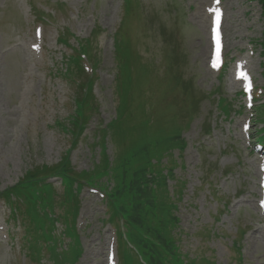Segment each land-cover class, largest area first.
Segmentation results:
<instances>
[{"label":"rangeland","instance_id":"rangeland-1","mask_svg":"<svg viewBox=\"0 0 264 264\" xmlns=\"http://www.w3.org/2000/svg\"><path fill=\"white\" fill-rule=\"evenodd\" d=\"M216 8L219 69L209 64ZM263 40L254 0H0V264H154L124 213L111 220L103 191L86 179L79 193L73 185L75 199L48 177L53 203L31 215L23 196L3 197L64 157L71 172L91 170L101 144L121 173L124 153L145 138L160 150L127 165L126 179L139 174L133 189L146 182L158 194L152 224L177 219L170 234L189 263L264 264ZM81 46L94 73L93 107L80 127L72 116L81 85L65 75ZM43 213L56 219L50 236Z\"/></svg>","mask_w":264,"mask_h":264},{"label":"trees","instance_id":"trees-1","mask_svg":"<svg viewBox=\"0 0 264 264\" xmlns=\"http://www.w3.org/2000/svg\"><path fill=\"white\" fill-rule=\"evenodd\" d=\"M257 2L260 5L262 11L261 15L264 19V0H257ZM261 47V51L264 57V40L261 42ZM78 50L79 51H76L75 55H71V64L73 65V69L70 70L65 76L75 74L77 76L76 84L81 85L78 97L80 96L81 103L82 101H85V106H83L81 103H78L75 111V117L72 116L74 125H80L81 127L86 125L84 123L86 122L88 115L86 114L85 109L92 110L93 107V98L91 93L93 78L92 70L90 73H88L81 64L83 57H86L91 61L90 54H87V52L84 50V47L82 46L78 47ZM82 76L83 78H85L86 76L85 84ZM81 91L83 92L84 96H81ZM87 93L88 95H86ZM124 108L125 105L122 106V109ZM222 111L224 112L223 109ZM123 114L124 113H118L117 116L120 118V120L122 119ZM113 125L114 124H112V129L118 130L121 128L122 124H119L116 127H113ZM104 129L105 128H101L100 131ZM119 135L123 137L122 130L119 132ZM145 139L142 140L137 149L130 148L128 152L126 151L124 153V157L121 158L122 164L121 166H119L122 168L121 173H118V166L114 164L117 167H113V164L108 160L105 147H103L104 144H101V160L96 162L91 170L79 173L71 172L72 170L70 169L68 158L64 157L62 162L52 168L41 166L40 168H37L35 172L26 174V176H24L17 185L4 191L3 197L7 201H10L12 196H16L18 198H22L21 196H23L26 204L25 211H28L29 213L27 214L31 215L33 210L38 209L40 203L43 204L42 211L45 210L44 207L47 208V206L53 203V198H50V194H52V191L54 192V190L52 185H50V183L46 181L48 177L53 176L60 178L63 185L69 186L70 190L72 189V194L75 199L76 194L73 193V185L77 184V187H75V189H77V192L79 193L80 189L83 186L82 180L86 179V182L91 186L99 185L100 189L103 191L107 199V206H109L111 211V220H117L119 218V211L124 213L130 235L138 244H141L143 246L144 252L147 257L150 258L151 262H153L154 264H164V262L168 264H195L189 263L187 258L184 257L185 255H182L180 253L179 248L176 245L175 237L170 234L171 230H169V227H171L172 225H176L177 223V219H175L173 215L170 214V210L166 209L167 212L169 211V214L171 216V219L169 221L160 220V222L152 224L155 215L158 213L159 201L158 194H156L154 189L153 191H151L150 186L146 182H141V190H138V188L133 189L134 184L136 182L138 184L139 182V174H136V179L131 180L130 177L126 179L127 165L132 162H137L140 159L146 160L148 157L151 158V154L148 155L149 149L153 153H158V150H160V146L157 145V138H152V140H150L152 149L150 146H148V143ZM183 146L184 143H182L181 147ZM114 169L117 171V173L114 174L115 185L109 188V186H107L105 182L108 178H110L111 171L115 172ZM137 177L139 178L137 179ZM76 178L80 180L77 183ZM173 206L175 207V205ZM148 208L151 209L148 217H152L150 218L149 224L147 223L146 225L145 222H147L148 217H146L145 214ZM77 215L78 204L76 203V207L74 208L73 213V224L75 223ZM44 216L46 219H50V229L53 228V224L56 219L50 218L47 213H43L41 215V217L43 218ZM112 216H114L113 219ZM71 228L74 231L73 225ZM50 229L48 233L49 236L52 232V229ZM78 245L79 250L78 252L75 251V260L78 258V255L81 252L80 242L78 243Z\"/></svg>","mask_w":264,"mask_h":264},{"label":"bare ground","instance_id":"bare-ground-1","mask_svg":"<svg viewBox=\"0 0 264 264\" xmlns=\"http://www.w3.org/2000/svg\"><path fill=\"white\" fill-rule=\"evenodd\" d=\"M259 152H260V151H259ZM259 152H258V153H259ZM261 154H262L263 156H262ZM260 155H261V157H263V158H264V154H263V153H260ZM255 163H257V162L255 161ZM258 165H259L258 169L261 171V170H262V168L260 167V164H258ZM256 168H257V167H256ZM259 170H258V171H259ZM263 214H264V213H263ZM260 232H262V230H261V229H260ZM254 242H256V241H254Z\"/></svg>","mask_w":264,"mask_h":264},{"label":"snow or ice","instance_id":"snow-or-ice-1","mask_svg":"<svg viewBox=\"0 0 264 264\" xmlns=\"http://www.w3.org/2000/svg\"><path fill=\"white\" fill-rule=\"evenodd\" d=\"M216 11H217V13L219 12V10H218V9H217Z\"/></svg>","mask_w":264,"mask_h":264}]
</instances>
